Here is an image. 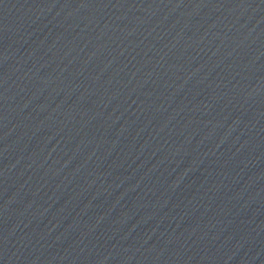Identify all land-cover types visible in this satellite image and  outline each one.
<instances>
[{
  "label": "water",
  "instance_id": "water-1",
  "mask_svg": "<svg viewBox=\"0 0 264 264\" xmlns=\"http://www.w3.org/2000/svg\"><path fill=\"white\" fill-rule=\"evenodd\" d=\"M72 0H0V59Z\"/></svg>",
  "mask_w": 264,
  "mask_h": 264
}]
</instances>
